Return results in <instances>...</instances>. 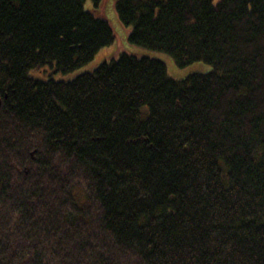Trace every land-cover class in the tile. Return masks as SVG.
Masks as SVG:
<instances>
[{"label": "trees", "instance_id": "obj_1", "mask_svg": "<svg viewBox=\"0 0 264 264\" xmlns=\"http://www.w3.org/2000/svg\"><path fill=\"white\" fill-rule=\"evenodd\" d=\"M0 0V264H264V0ZM99 5L103 0H91Z\"/></svg>", "mask_w": 264, "mask_h": 264}, {"label": "rangeland", "instance_id": "obj_2", "mask_svg": "<svg viewBox=\"0 0 264 264\" xmlns=\"http://www.w3.org/2000/svg\"><path fill=\"white\" fill-rule=\"evenodd\" d=\"M116 1L117 0H103L99 5H95L91 0H87L84 3L86 9L94 11L96 14L105 17L109 21L115 33L116 38L114 41L100 49L91 61L73 71L56 72L50 67H46L44 78L53 77L58 80H71L81 73L94 70L106 60L119 57L123 52H131L139 55L149 54L164 61L167 66L168 74L175 79H183L191 73L208 72L212 69L211 64L201 61L180 66L175 62L173 57L166 53L149 51L148 49L130 43L129 35L131 27L123 24L120 20L116 10Z\"/></svg>", "mask_w": 264, "mask_h": 264}, {"label": "water", "instance_id": "obj_3", "mask_svg": "<svg viewBox=\"0 0 264 264\" xmlns=\"http://www.w3.org/2000/svg\"><path fill=\"white\" fill-rule=\"evenodd\" d=\"M1 104H2V99L0 98V106H1Z\"/></svg>", "mask_w": 264, "mask_h": 264}]
</instances>
